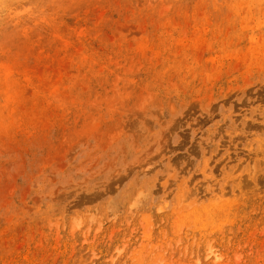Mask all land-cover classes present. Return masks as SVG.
<instances>
[{"label": "rangeland", "instance_id": "374dc122", "mask_svg": "<svg viewBox=\"0 0 264 264\" xmlns=\"http://www.w3.org/2000/svg\"><path fill=\"white\" fill-rule=\"evenodd\" d=\"M0 264H264V0H0Z\"/></svg>", "mask_w": 264, "mask_h": 264}, {"label": "bare ground", "instance_id": "6f19581e", "mask_svg": "<svg viewBox=\"0 0 264 264\" xmlns=\"http://www.w3.org/2000/svg\"><path fill=\"white\" fill-rule=\"evenodd\" d=\"M211 253H208L207 256H209Z\"/></svg>", "mask_w": 264, "mask_h": 264}]
</instances>
